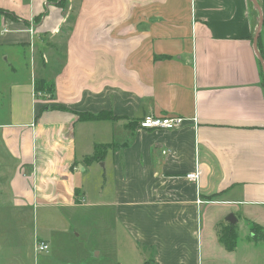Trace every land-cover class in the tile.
Listing matches in <instances>:
<instances>
[{
    "label": "crops",
    "instance_id": "0c3cea01",
    "mask_svg": "<svg viewBox=\"0 0 264 264\" xmlns=\"http://www.w3.org/2000/svg\"><path fill=\"white\" fill-rule=\"evenodd\" d=\"M255 2L259 10L252 0H0L10 106L0 196L15 207L83 206L98 161L84 156L113 143L102 159L113 172L108 204L134 264H248L217 232L232 213L264 229V0ZM38 79L52 95L34 94ZM145 115L183 122L139 129ZM101 128L108 139L92 142Z\"/></svg>",
    "mask_w": 264,
    "mask_h": 264
},
{
    "label": "rangeland",
    "instance_id": "374dc122",
    "mask_svg": "<svg viewBox=\"0 0 264 264\" xmlns=\"http://www.w3.org/2000/svg\"><path fill=\"white\" fill-rule=\"evenodd\" d=\"M23 49L20 46V50ZM34 94L50 96L43 90ZM5 95L0 92V121L9 119L10 106ZM103 130L94 132L92 142L108 139ZM86 136L82 129L77 130L78 143L81 139L84 142ZM121 138L122 133L115 131L114 141L120 142ZM84 180L88 189L83 206L62 208L30 204L15 207L8 196H0V264L136 263L138 254L128 244L108 204L114 191L109 164L104 160L94 162V171L85 173ZM221 221L220 229L229 225L225 219ZM239 221L231 225L235 231L233 249L241 256L250 255L248 264H264V241L252 237L251 223ZM41 237L48 240L49 248L34 252L33 243L39 242Z\"/></svg>",
    "mask_w": 264,
    "mask_h": 264
},
{
    "label": "trees",
    "instance_id": "16d2710c",
    "mask_svg": "<svg viewBox=\"0 0 264 264\" xmlns=\"http://www.w3.org/2000/svg\"><path fill=\"white\" fill-rule=\"evenodd\" d=\"M56 2L59 5H62V3L65 0H51ZM37 19V18H36ZM263 27H264V21H263ZM259 42L260 39H258V48H259ZM260 49V48H259ZM262 52V49H260ZM34 92L36 93L37 91H45L50 93V95L53 94V90H54V84L50 81H44L41 79L35 80L34 81ZM61 108V107H60ZM115 116L110 112H98L95 114L89 113V112H81V113H77V118L78 120L81 119H88V120H96V119H110V118H114ZM113 145V143H96L93 149V152L91 154L85 155L84 156V160H86L87 162H92V161H97V160H102L104 157V154L106 152L107 149L111 148V146ZM75 194H76V199H77V189L75 190ZM222 224L221 222L218 224L219 225ZM224 228L222 227L221 229H218V240L222 242V244L225 246V248L227 250H233V246H234V237H235V231L233 230L234 227H231V225L229 224H225L223 225ZM252 237L254 239L257 240H264V229L260 228L256 225L252 224Z\"/></svg>",
    "mask_w": 264,
    "mask_h": 264
},
{
    "label": "built area",
    "instance_id": "2783aa9c",
    "mask_svg": "<svg viewBox=\"0 0 264 264\" xmlns=\"http://www.w3.org/2000/svg\"><path fill=\"white\" fill-rule=\"evenodd\" d=\"M28 29L29 32L32 33L33 26L30 24ZM182 122H183V118L175 115H169V116L145 115L142 118H140V120L137 122V126L139 127V129L141 128L144 130H155V129L170 130L181 126ZM186 177L191 180H194L197 177V173L196 172L187 173ZM34 247H35V251L37 252H40L41 250L47 251L49 248L47 243L43 240H40L39 242L35 241Z\"/></svg>",
    "mask_w": 264,
    "mask_h": 264
},
{
    "label": "water",
    "instance_id": "95a60500",
    "mask_svg": "<svg viewBox=\"0 0 264 264\" xmlns=\"http://www.w3.org/2000/svg\"><path fill=\"white\" fill-rule=\"evenodd\" d=\"M252 3L255 4L259 10V7H258V4H256L255 0H252ZM261 24H262V18H260L259 20V23L256 27V30H255V36H254V40H253V43H254V48H256V40L259 36V30H260V27H261ZM259 56V55H258ZM259 60H260V63H262V72H263V77H264V63L262 61V58L259 56ZM226 220L229 222L230 225H232L233 223H235L236 221V217L234 216V214H229L227 217H226Z\"/></svg>",
    "mask_w": 264,
    "mask_h": 264
}]
</instances>
